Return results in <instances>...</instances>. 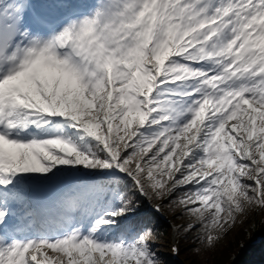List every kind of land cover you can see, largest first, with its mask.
<instances>
[{
    "label": "snow or ice",
    "instance_id": "6c2138e0",
    "mask_svg": "<svg viewBox=\"0 0 264 264\" xmlns=\"http://www.w3.org/2000/svg\"><path fill=\"white\" fill-rule=\"evenodd\" d=\"M262 213L264 0H0V264L207 261Z\"/></svg>",
    "mask_w": 264,
    "mask_h": 264
},
{
    "label": "trees",
    "instance_id": "16d2710c",
    "mask_svg": "<svg viewBox=\"0 0 264 264\" xmlns=\"http://www.w3.org/2000/svg\"><path fill=\"white\" fill-rule=\"evenodd\" d=\"M262 218H264V213H262ZM258 228L260 233L264 234V224L259 222ZM248 241L249 237L241 228L234 239H228L225 244L221 242L217 253L206 254L208 257L207 261L187 251L184 242H181L182 250L180 256L183 258V264L187 262L192 264L194 260H199L200 264H264V242L258 244L254 249H245L244 246L242 248L240 247L241 243L245 245ZM241 250H243V252L236 258V255L239 254Z\"/></svg>",
    "mask_w": 264,
    "mask_h": 264
},
{
    "label": "rangeland",
    "instance_id": "374dc122",
    "mask_svg": "<svg viewBox=\"0 0 264 264\" xmlns=\"http://www.w3.org/2000/svg\"><path fill=\"white\" fill-rule=\"evenodd\" d=\"M256 217H257V216H256ZM246 222H247V221H246ZM246 222H245V223H246ZM245 223H244V224H237V226L233 229L232 233H231L229 236L225 237V239L223 240L222 243L225 244L226 241H227L228 239H232V235L235 234L236 230H237L238 228H241V227H243L244 225H246ZM167 242H168L167 240L161 241L162 244H166ZM161 251L167 253V248H166V247H165L164 249L162 248Z\"/></svg>",
    "mask_w": 264,
    "mask_h": 264
}]
</instances>
